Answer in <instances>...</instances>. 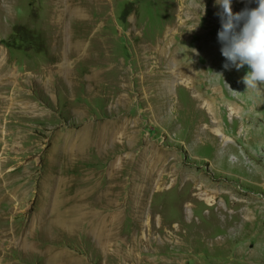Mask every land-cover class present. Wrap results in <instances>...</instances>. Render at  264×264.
<instances>
[{
    "label": "rangeland",
    "instance_id": "obj_1",
    "mask_svg": "<svg viewBox=\"0 0 264 264\" xmlns=\"http://www.w3.org/2000/svg\"><path fill=\"white\" fill-rule=\"evenodd\" d=\"M220 11L0 0V264H264V84Z\"/></svg>",
    "mask_w": 264,
    "mask_h": 264
},
{
    "label": "clouds",
    "instance_id": "obj_2",
    "mask_svg": "<svg viewBox=\"0 0 264 264\" xmlns=\"http://www.w3.org/2000/svg\"><path fill=\"white\" fill-rule=\"evenodd\" d=\"M215 4L221 9L217 13L221 23L217 36L227 61L224 68L239 70L246 65L249 70L243 83L247 89H257L264 84V0H257L255 8L237 13L232 10V0H215Z\"/></svg>",
    "mask_w": 264,
    "mask_h": 264
},
{
    "label": "bare ground",
    "instance_id": "obj_3",
    "mask_svg": "<svg viewBox=\"0 0 264 264\" xmlns=\"http://www.w3.org/2000/svg\"><path fill=\"white\" fill-rule=\"evenodd\" d=\"M181 26V25H180ZM179 70V69H178ZM217 135L218 134H220V133H216ZM143 168H144V166H143V164L140 166V170H139V172L141 173V174H143ZM143 176H144V174H143ZM140 178V177H139ZM195 186H196V184H195ZM198 186H201V184H198ZM198 196L200 195V193H196ZM188 198H187V200L184 202V203H182L181 204V206H180V210H181V212L182 213H185V216H187L186 214H187V210L192 206V202H195L196 203V201H197V198L195 197V195L194 194H189L188 196H187ZM206 197V196H205ZM202 197L203 199H206L207 200V204L208 205H212V204H214L213 202H212V199L211 198H208V197ZM192 209V208H191ZM210 210V209H209ZM211 213H212V215H213V218H214V221H216V218H217V215L219 214V213H222L223 215H226V213L223 211V210H221V208L218 206L214 211H210ZM211 213H210V215H211ZM218 219V218H217ZM223 219H225V218H223ZM221 221V220H220ZM222 222V221H221ZM214 223V222H213ZM217 224V223H216ZM191 227V226H190ZM199 228V227H198ZM192 229V227L189 229V230H191ZM196 232H198V231H196ZM180 263H182V262H180ZM170 264H179L177 261H174V262H172V263H170Z\"/></svg>",
    "mask_w": 264,
    "mask_h": 264
},
{
    "label": "crops",
    "instance_id": "obj_4",
    "mask_svg": "<svg viewBox=\"0 0 264 264\" xmlns=\"http://www.w3.org/2000/svg\"><path fill=\"white\" fill-rule=\"evenodd\" d=\"M59 254L57 253L56 255H51L49 257V259H47L45 264H59V258H58ZM43 260V259H42ZM41 263H43V261H41Z\"/></svg>",
    "mask_w": 264,
    "mask_h": 264
}]
</instances>
